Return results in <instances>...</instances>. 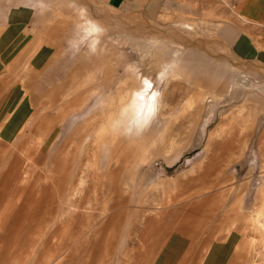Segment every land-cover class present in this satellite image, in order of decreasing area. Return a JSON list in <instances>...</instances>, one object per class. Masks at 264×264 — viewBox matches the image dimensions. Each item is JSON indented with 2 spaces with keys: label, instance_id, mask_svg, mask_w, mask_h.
Wrapping results in <instances>:
<instances>
[{
  "label": "rangeland",
  "instance_id": "rangeland-1",
  "mask_svg": "<svg viewBox=\"0 0 264 264\" xmlns=\"http://www.w3.org/2000/svg\"><path fill=\"white\" fill-rule=\"evenodd\" d=\"M23 2L0 0V264H264V0ZM143 77L171 110L114 176Z\"/></svg>",
  "mask_w": 264,
  "mask_h": 264
},
{
  "label": "bare ground",
  "instance_id": "bare-ground-1",
  "mask_svg": "<svg viewBox=\"0 0 264 264\" xmlns=\"http://www.w3.org/2000/svg\"><path fill=\"white\" fill-rule=\"evenodd\" d=\"M31 0H24V2H29ZM23 2V3H24ZM26 8L25 7H22L19 11H25ZM185 27L187 29H191V26L190 25H185ZM72 39V38H71ZM92 46H96V42H95V39H91L90 40ZM88 46V44H86ZM89 48V46H88ZM90 50V48H89ZM177 59V58H176ZM177 61V60H176ZM174 62V61H173ZM176 64V63H175ZM175 64H171L169 67H170V70L166 72V74L168 76H173V73H176V71H174V66ZM106 66V64H105ZM103 66V67H105ZM107 68V66H106ZM104 69V68H103ZM164 69V68H163ZM169 69V68H168ZM128 70L129 72H131L132 74V69H131V66L128 67ZM106 72H108V69L105 70ZM110 72V71H109ZM108 72V73H109ZM134 72V71H133ZM163 74V73H161ZM102 75V73H101ZM109 75V74H107ZM106 75V76H107ZM164 76V75H163ZM176 76V75H175ZM174 76V77H175ZM109 77V76H107ZM130 77V76H129ZM74 79V78H73ZM72 79V80H73ZM107 79V78H106ZM76 80H77V77H76ZM73 83V82H72ZM168 83V82H167ZM166 83V84H167ZM109 87V86H108ZM168 97V94L166 96H158L157 95V91L156 90H153V84L146 78V77H143L142 79L139 80V85L137 87H129L125 90V92L123 94H120L119 95V107H120V110H119V114L118 116L115 118L116 119V128L114 129V131H111V133H113L114 135H110L111 138H108V140H106V146L107 148L110 150H113L112 148H115L114 149V152H118L119 153V157L117 158L116 162H115V167H114V170H113V175L115 176L116 174H120L119 172H121L124 168H128L130 166V164L133 162V159L136 158L137 154L136 152H134L135 150H137V148H142V147H146L145 146V137L148 136V134H150L151 131H154L156 128H158L159 126H157V121L162 118V121H161V125L164 124L163 120H167L168 119V114L170 113V106H171V101L167 98ZM117 98V99H118ZM102 99V98H101ZM103 100V99H102ZM61 108V107H60ZM96 115V114H95ZM160 118H159V117ZM29 117V116H28ZM94 117V116H93ZM96 116L93 118L95 119ZM159 118V119H158ZM110 121H113V120H110ZM94 123V122H93ZM160 123V121L158 122V124ZM109 135V134H107ZM84 136V135H83ZM87 136V135H86ZM120 136L122 137H125V138H130V139H134L135 142L132 143L131 145H129V149L130 151H133L132 154L130 153H125V148L126 146L124 145H120L119 143V138ZM107 137V136H106ZM109 137V136H108ZM144 138V140H143ZM124 139V138H123ZM100 140V139H99ZM102 140H104V138H102ZM125 140V139H124ZM79 141V140H78ZM101 141V140H100ZM97 140V143L100 142ZM105 141V140H104ZM143 141V142H141ZM102 142V141H101ZM140 142L141 143V147L138 146V143ZM89 143V142H88ZM95 143V144H97ZM96 146V145H95ZM99 146V144H98ZM74 147V146H73ZM97 147V146H96ZM95 148V147H94ZM106 148V147H105ZM72 150V149H71ZM69 152V151H68ZM67 152V153H68ZM75 152V151H74ZM96 152V150H95ZM94 152V154H95ZM109 152V151H108ZM66 153V155H68ZM88 153V152H86ZM112 153V152H110ZM62 155V153H61ZM65 155V156H66ZM86 155V154H85ZM89 155V154H87ZM111 155V154H110ZM60 156V154H59ZM69 156V155H68ZM74 156V155H73ZM84 156V155H83ZM98 156V155H97ZM61 157V156H60ZM79 157V156H78ZM85 157V156H84ZM84 157H81V160L84 158ZM89 157V156H88ZM110 157V156H109ZM138 157V156H137ZM87 158V157H86ZM78 159V158H77ZM85 159V158H84ZM59 160V159H58ZM80 160V161H81ZM110 159L106 160V161H109ZM60 161V160H59ZM59 161L57 162L59 164ZM85 161V160H84ZM83 160L81 162H84ZM74 165H77L79 163V161L77 162L76 160L73 161ZM87 163V162H86ZM13 171V170H12ZM89 174V171H86L85 172V176L87 177ZM116 175V176H117ZM9 176V175H8ZM9 179V178H8ZM264 189V188H263ZM264 191V190H262ZM263 193V192H262ZM260 193V197L262 196L263 197V194ZM259 197V198H260ZM264 199V198H263ZM262 199V200H263ZM261 201V200H260ZM262 202V201H261ZM264 203V202H263ZM235 211V208L233 209ZM232 210V211H233ZM261 210V209H260ZM229 211V210H228ZM231 211V212H232ZM237 211V210H236ZM230 212V214H231ZM191 217V213L189 212L188 213ZM263 214V213H262ZM261 214V215H262ZM260 215V213H259ZM259 215L256 216V218L254 219V222H252V224L257 227L258 229H260L264 224L262 223L261 221V218L262 217H259ZM260 215V216H261ZM209 216V214H208ZM228 217V216H227ZM260 218V219H259ZM231 219V218H230ZM225 220V219H224ZM223 221V220H222ZM198 222H199V219H198ZM197 222V223H198ZM230 223V224H229ZM229 226L227 228V230H230L231 228H235L237 230H241L243 225H244V221L242 220V218L236 216L235 218H232L230 222H228ZM203 225V224H202ZM200 227H203V226H200ZM240 228V229H239ZM221 229V228H220ZM234 230V229H233ZM236 231V230H234ZM237 232V231H236ZM241 238L236 241L234 243V249L237 250L239 248H243L244 247V242H245V239L242 237L244 235H240ZM207 249V248H206ZM143 251V250H141ZM189 250H187L188 252ZM134 254V253H133ZM132 254V255H133ZM189 254V252H188ZM194 254V253H193ZM133 259L134 256H132ZM148 253L146 254L145 258L146 257H149L147 256ZM184 255H187L184 251V254L182 255L184 257ZM194 256V255H193ZM136 257V256H135ZM151 257V256H150ZM180 260H182V258ZM187 257V256H186ZM185 257V261L187 260ZM202 257H204V255H199L197 257L198 260H201ZM192 258V257H191ZM195 258V257H194ZM141 259H144V258H141ZM149 258H147L148 260ZM184 259V258H183ZM137 260V258H136ZM146 261V259H144ZM196 260V258L194 259ZM193 260V261H194ZM144 261V263H145ZM149 261V260H148ZM183 261V260H182ZM182 261H180L182 263ZM184 261V263L186 264V262ZM190 261V260H189ZM180 263V264H181ZM189 263V262H188ZM55 264V263H54ZM190 264V263H189Z\"/></svg>",
  "mask_w": 264,
  "mask_h": 264
},
{
  "label": "clouds",
  "instance_id": "clouds-1",
  "mask_svg": "<svg viewBox=\"0 0 264 264\" xmlns=\"http://www.w3.org/2000/svg\"><path fill=\"white\" fill-rule=\"evenodd\" d=\"M78 29L79 36L78 38L68 41L69 48L78 52L80 46L87 42L90 50L95 52L96 49L94 46H92L90 38L95 39L96 44H98L100 37L103 36L105 32V28L95 21L88 20L83 26H78Z\"/></svg>",
  "mask_w": 264,
  "mask_h": 264
},
{
  "label": "crops",
  "instance_id": "crops-1",
  "mask_svg": "<svg viewBox=\"0 0 264 264\" xmlns=\"http://www.w3.org/2000/svg\"><path fill=\"white\" fill-rule=\"evenodd\" d=\"M47 126H48V125H47ZM47 126H46V127H47Z\"/></svg>",
  "mask_w": 264,
  "mask_h": 264
}]
</instances>
